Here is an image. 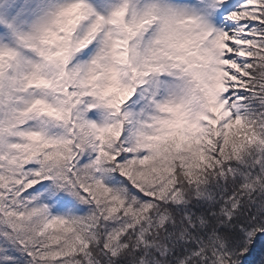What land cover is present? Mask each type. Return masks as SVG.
<instances>
[{
	"label": "snow or ice",
	"instance_id": "snow-or-ice-1",
	"mask_svg": "<svg viewBox=\"0 0 264 264\" xmlns=\"http://www.w3.org/2000/svg\"><path fill=\"white\" fill-rule=\"evenodd\" d=\"M0 264H264V0H0Z\"/></svg>",
	"mask_w": 264,
	"mask_h": 264
}]
</instances>
